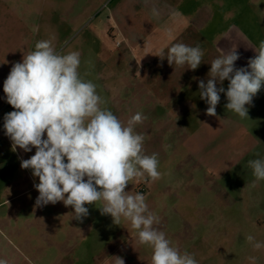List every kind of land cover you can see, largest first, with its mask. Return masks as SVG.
Segmentation results:
<instances>
[{"label": "rangeland", "instance_id": "obj_1", "mask_svg": "<svg viewBox=\"0 0 264 264\" xmlns=\"http://www.w3.org/2000/svg\"><path fill=\"white\" fill-rule=\"evenodd\" d=\"M29 4L36 11L30 22L32 44L51 40L57 51H78L81 76L96 84L105 102L102 107L125 124L137 112L147 117L135 131L145 136L146 154H159L162 176L155 182L130 181L126 191L146 196L149 209L160 218L154 227L181 252L194 254L198 264H252L250 256L256 257L255 264H264V248L254 250L246 239L252 235L264 243V180L256 181L248 165L249 160L264 158V86L246 105L245 118L225 108L224 93L216 116L206 115L208 105L200 99L198 87L199 79L207 81L211 62L232 48L240 55L237 68L255 56L254 49L264 40V0H29ZM174 43L199 45L204 51L201 65L196 70L169 65L167 50ZM161 51L163 59L157 56ZM228 83L223 82L225 89ZM5 106H0V214L17 211L18 225L28 227L56 219L33 212L62 211L68 217L51 224L107 227L111 237L119 236L115 239L119 250L108 264H115L116 256L125 264H151L152 250L138 243L131 223L121 218L114 224L98 209L101 202L85 205L89 215L82 222L63 202L35 206L39 193L34 183L39 179L31 169L21 168V159L34 155L35 148L12 150L3 117L13 110Z\"/></svg>", "mask_w": 264, "mask_h": 264}, {"label": "clouds", "instance_id": "obj_2", "mask_svg": "<svg viewBox=\"0 0 264 264\" xmlns=\"http://www.w3.org/2000/svg\"><path fill=\"white\" fill-rule=\"evenodd\" d=\"M153 15H158L155 9ZM254 52L244 67L235 65L240 59L236 48L211 62L207 81L198 80L200 99L208 105L206 115L216 116L224 93L225 108L240 118L248 117L246 105L252 104L264 86V40ZM157 56L165 57L163 51ZM203 56L199 45L174 43L166 58L169 65L196 70ZM80 64L78 51L62 53L51 40H40L33 51L13 63L3 82L6 102L14 109L3 117L4 134L13 151L35 148L34 155L21 159V168L31 169L32 176L39 179L34 183L39 193L35 206L63 202L74 209L73 218L82 222L89 215L85 205L101 202L98 209L102 215H110L114 224L121 218L131 223L138 243L152 250L151 264H198L194 254L181 252L164 231L154 227L160 218L149 209L146 196L126 191L130 181L155 182L162 176L159 154H146L145 136L135 131L147 117L137 112L125 124L102 107L105 102L96 84L81 76ZM248 165L256 181L264 180V158L249 160ZM246 239L254 250L264 248L252 235ZM248 259L255 264L256 257ZM114 260L125 264L123 257ZM0 264L8 262L0 259Z\"/></svg>", "mask_w": 264, "mask_h": 264}, {"label": "crops", "instance_id": "obj_3", "mask_svg": "<svg viewBox=\"0 0 264 264\" xmlns=\"http://www.w3.org/2000/svg\"><path fill=\"white\" fill-rule=\"evenodd\" d=\"M31 15L36 16V11L30 9L29 0H0V106L8 104L3 82L13 63L35 49ZM33 213L56 219L50 220L48 225L45 219L36 226L20 227L19 212L0 214V259L8 264H108L109 258L119 250L115 242L119 236L111 237L107 227H99V231L88 225L56 226L51 223H56L55 220L60 223L69 214L64 215L62 211L49 212L52 215H47L46 211Z\"/></svg>", "mask_w": 264, "mask_h": 264}, {"label": "built area", "instance_id": "obj_4", "mask_svg": "<svg viewBox=\"0 0 264 264\" xmlns=\"http://www.w3.org/2000/svg\"><path fill=\"white\" fill-rule=\"evenodd\" d=\"M8 106H9L12 110H14V109L12 108V106L9 105V104H7L5 107L7 108Z\"/></svg>", "mask_w": 264, "mask_h": 264}]
</instances>
